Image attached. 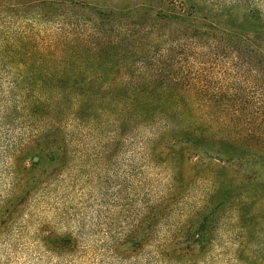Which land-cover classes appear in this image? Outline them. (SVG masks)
Masks as SVG:
<instances>
[{
  "label": "trees",
  "instance_id": "obj_1",
  "mask_svg": "<svg viewBox=\"0 0 264 264\" xmlns=\"http://www.w3.org/2000/svg\"><path fill=\"white\" fill-rule=\"evenodd\" d=\"M261 1L0 0L5 122L36 128V148L58 144L59 163L90 142L264 158ZM216 220L193 240L208 244Z\"/></svg>",
  "mask_w": 264,
  "mask_h": 264
},
{
  "label": "rangeland",
  "instance_id": "obj_2",
  "mask_svg": "<svg viewBox=\"0 0 264 264\" xmlns=\"http://www.w3.org/2000/svg\"><path fill=\"white\" fill-rule=\"evenodd\" d=\"M10 92L1 79L0 264H264L263 157L90 142L59 163L58 144L36 148V128L5 122ZM210 213L203 247L192 235Z\"/></svg>",
  "mask_w": 264,
  "mask_h": 264
}]
</instances>
